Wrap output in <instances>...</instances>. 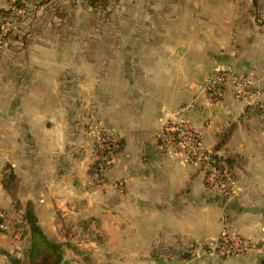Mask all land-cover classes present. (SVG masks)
I'll return each mask as SVG.
<instances>
[{"label": "crops", "instance_id": "obj_1", "mask_svg": "<svg viewBox=\"0 0 264 264\" xmlns=\"http://www.w3.org/2000/svg\"><path fill=\"white\" fill-rule=\"evenodd\" d=\"M13 1L0 0V9ZM252 1L251 21L240 19L232 39L220 41L221 59L209 60L205 54L213 44L199 38L198 59L185 62V51L175 46L166 51L167 60L161 57L148 66L140 50L150 42L138 47L131 44L132 36L126 54L133 73L66 75L58 73L60 62L33 57L31 71L14 73L10 61H3L0 247L21 258L23 229L15 225L31 203L44 235L64 245L62 264H264V0ZM156 34L161 39L163 32ZM205 35L210 36L206 30ZM220 68L249 77L260 94L238 101L229 89L221 101L210 103L201 86ZM191 102L199 109L176 114ZM180 120L200 131L202 147L211 154L230 131L224 147L213 154L235 178L237 196L227 208L207 188L200 163L161 152L164 124ZM97 129L113 133L121 148L104 183L94 186L90 170ZM7 171L13 176L9 190L4 188ZM224 214L257 249L231 257H209L196 249L190 256L187 245L219 235ZM9 238L16 242L8 243ZM24 239L28 248L27 233ZM159 246L173 251L155 258L153 249ZM0 264H6L5 257L0 256Z\"/></svg>", "mask_w": 264, "mask_h": 264}, {"label": "rangeland", "instance_id": "obj_2", "mask_svg": "<svg viewBox=\"0 0 264 264\" xmlns=\"http://www.w3.org/2000/svg\"><path fill=\"white\" fill-rule=\"evenodd\" d=\"M18 1L23 3V12L14 11L11 17L12 30L0 47V73L6 70L2 67L7 62L3 61L8 60L11 71L27 73L26 70L33 69L32 57L36 61L60 62L58 73L66 75L133 73L131 59L126 54L132 36L131 44L135 46L150 42L140 50L148 66L156 59L167 60L166 51L175 46L182 47L185 62L190 63L200 57L201 40L213 44L212 47L208 44L211 50L205 54L209 60L214 55L221 59L224 54H219L222 53L220 41L232 39L234 24L240 19L243 23L251 21L256 5L252 0H110L105 10L95 11L83 0ZM205 30L209 37L202 36ZM160 31L161 39L156 34ZM34 70H38L37 66ZM67 78L72 86L73 77ZM24 236L23 229L18 251L23 264L28 249ZM14 241L9 238L8 243Z\"/></svg>", "mask_w": 264, "mask_h": 264}, {"label": "built area", "instance_id": "obj_3", "mask_svg": "<svg viewBox=\"0 0 264 264\" xmlns=\"http://www.w3.org/2000/svg\"><path fill=\"white\" fill-rule=\"evenodd\" d=\"M16 14L23 12L15 9ZM12 30V23L0 25V47L8 32ZM232 91L234 99L245 101L252 95H259V89L254 87L252 80L239 75L229 68L216 69L204 80L201 90L210 103H218L224 98L227 90ZM199 109L195 102L185 104L177 109L176 114L181 115ZM118 139L108 130L97 129L94 133L92 145V167L95 165L93 185L104 183L105 175L110 170L118 152ZM159 148L162 153H181L185 159L192 163H200L204 168L207 188L216 194L222 201L223 207L237 196L235 178L225 165H213L210 162V153L202 147L201 133L198 129L185 121H171L165 123L159 136ZM10 172H6V176ZM116 187L122 189L123 183L117 182ZM223 226L219 235L206 243L187 245L188 254L192 256L196 249L209 257H231L245 254L257 249V245L241 237L222 217ZM2 228V225L0 226Z\"/></svg>", "mask_w": 264, "mask_h": 264}, {"label": "trees", "instance_id": "obj_4", "mask_svg": "<svg viewBox=\"0 0 264 264\" xmlns=\"http://www.w3.org/2000/svg\"><path fill=\"white\" fill-rule=\"evenodd\" d=\"M48 0H44L47 2ZM90 8L95 11L105 10L109 4L110 0H83ZM23 2V1H22ZM23 7V3L15 0L10 3L9 7L6 9H0V25L6 22L11 23V17L14 14L15 9H21ZM25 46V45H24ZM230 137V131L224 132L221 135L220 141L213 149V154L217 151L221 150L226 144L228 138ZM118 151L121 148V143H118ZM213 154L210 153V162L213 165H225L229 170V165H227L223 160H220L218 157L212 158ZM95 165L91 168L90 174L94 175ZM232 173V171L230 170ZM233 174V173H232ZM4 179V188L9 190L10 185L13 182V176L7 175ZM11 194V193H10ZM12 200L14 201V207H18V203L14 198V195L11 194ZM3 223L2 218H0V226ZM21 227L25 230V233L29 236V247L25 254V260L27 264H62L63 260V244L53 243L44 235L42 232L37 218L34 215L33 208L31 203H27L24 208V213L22 215V219L20 223H18L17 227ZM21 229V230H22ZM2 233V228L0 227V234ZM173 249H166L163 246L155 247L153 249V254L155 258L163 257L165 255H169L172 253ZM0 256H3L7 259L8 264H23V260L21 258H17L11 253L5 251L0 247Z\"/></svg>", "mask_w": 264, "mask_h": 264}, {"label": "water", "instance_id": "obj_5", "mask_svg": "<svg viewBox=\"0 0 264 264\" xmlns=\"http://www.w3.org/2000/svg\"><path fill=\"white\" fill-rule=\"evenodd\" d=\"M215 156H212V158H214Z\"/></svg>", "mask_w": 264, "mask_h": 264}]
</instances>
